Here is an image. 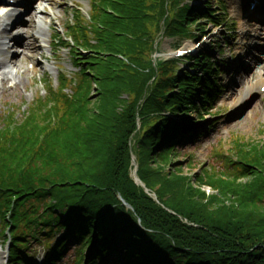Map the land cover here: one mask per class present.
I'll list each match as a JSON object with an SVG mask.
<instances>
[{"label": "trees", "instance_id": "obj_1", "mask_svg": "<svg viewBox=\"0 0 264 264\" xmlns=\"http://www.w3.org/2000/svg\"><path fill=\"white\" fill-rule=\"evenodd\" d=\"M225 14L220 0H92L89 19L77 10L73 42L57 37L77 75L62 74L57 87L47 79L45 96L19 115H0V239L11 264H33V243L58 264L70 240L75 264L112 256L125 264H264V140L236 137L229 150H212L196 178L213 194L174 175L176 144L205 132L191 131L189 116L194 109L203 118L220 69L205 52L190 57L203 75L153 57L162 31L178 43L206 23L232 31ZM134 155L156 198L131 177Z\"/></svg>", "mask_w": 264, "mask_h": 264}, {"label": "rangeland", "instance_id": "obj_2", "mask_svg": "<svg viewBox=\"0 0 264 264\" xmlns=\"http://www.w3.org/2000/svg\"><path fill=\"white\" fill-rule=\"evenodd\" d=\"M46 3L50 0H44ZM55 6L47 5V10L42 17H37V27L35 33L41 36L42 51L33 53L32 51H26L27 55H32L34 59L23 60L21 58L22 46L12 44L8 47L7 53H1L0 59H7L8 56H15L22 60L21 69H26L25 73L21 71L14 74L17 78L7 79L2 83L0 81V115L6 111L23 112L34 99L45 96L47 93V81L49 79L53 86L59 85V80L62 73H67L70 76H76L79 72L76 62L74 61V54L70 49H65L63 43L60 44L58 51L55 42V34L61 31L66 34L69 29V23H76L75 12L77 6L81 9L82 14L85 18L90 16L92 11V0H56ZM203 1L211 3L212 7H215L217 0H200L198 5L201 6ZM225 7V17L235 22L234 29L232 32H228L221 25L212 26L208 23H204L203 31H196V38H184L180 43L181 39L165 36L163 31L160 34L159 44L153 57L155 64L158 60H164L169 62L173 58L175 47L181 44L192 45L203 41L202 35L210 33L207 39L199 47L198 52H207L212 56V61L220 65L221 69H225L222 75H217V81L223 86L222 91L216 100L212 103L210 111L204 113V118L201 120L197 114L192 110L189 120L193 123L195 130L202 129L205 131L203 136H196L193 138L186 139L177 143L175 150L177 155L172 157L174 161L173 174H186L190 176L196 186H198L205 194H213L215 191L207 184L202 182L196 175L199 174L200 169L205 164L210 165L212 153L214 149L223 148L228 150L232 148L234 139L244 137L247 140L254 142H260L264 139V92L256 91L252 95H247L246 103L243 108L238 106H232L230 103L232 99L239 97L240 94H245L246 80H251L254 84L256 82V76L258 74L264 75V12L258 11L259 7L254 11L249 10L251 1L253 0H220ZM240 1L242 3V12L236 13L233 9V4ZM184 3H194L193 0H184ZM25 14V13H24ZM24 27H27L29 22V15L24 17ZM196 23H199L197 21ZM22 28V26L20 27ZM164 28V27H163ZM66 32H64V30ZM194 27H192V30ZM241 31L245 33L241 35ZM11 31L10 34L15 33ZM24 35L22 34L21 37ZM67 37V34L65 35ZM157 40V41H158ZM219 43L220 47L215 46L214 43ZM247 45V46H246ZM215 47L213 51H209L210 47ZM260 46V49L257 48ZM7 47V46H6ZM56 48V51H55ZM197 52V53H198ZM196 53V55H197ZM92 54V52H91ZM82 55V54H81ZM83 57H89L84 55ZM174 59V58H173ZM36 61L39 63L37 66ZM259 61L258 64H256ZM185 59H179L178 65L181 69L186 64ZM256 64V65H255ZM252 65L250 68L249 66ZM262 65L263 68L257 69V66ZM5 66L3 69H7ZM183 69V68H182ZM199 72L201 70H198ZM2 71H0L1 73ZM17 82V85L14 83ZM92 94V103L96 107L99 105V94L95 85ZM231 92V97H228ZM244 98V99H245ZM20 113V114H21ZM210 113V114H209ZM216 113V114H215ZM215 114V115H211ZM19 115V114H18ZM180 120H184L183 115ZM183 124V123H182ZM188 154L192 157L190 160L186 158ZM135 158V166L131 169V177L134 179V169L138 176V163ZM166 167H170L171 164L165 163ZM175 172V173H174ZM135 175V176H136ZM137 178V179H138ZM252 178L251 176L242 180L248 181ZM135 180V179H134ZM140 182V183H139ZM137 183V182H136ZM138 184L142 185L144 182L139 178ZM146 188V185L144 186ZM146 191L156 198V193L150 192L146 188ZM1 230V221H0ZM64 233V232H63ZM62 234L58 235L61 237ZM77 244L75 240L69 241V249L65 256L59 260L58 264H75ZM10 247L6 244L3 239H0V264H8ZM49 250L40 243H33L32 248L29 252V256L33 257V264H46L45 258L48 255ZM90 255L89 251L87 252ZM114 256L99 264H125V258L114 260Z\"/></svg>", "mask_w": 264, "mask_h": 264}, {"label": "bare ground", "instance_id": "obj_3", "mask_svg": "<svg viewBox=\"0 0 264 264\" xmlns=\"http://www.w3.org/2000/svg\"><path fill=\"white\" fill-rule=\"evenodd\" d=\"M20 4L25 7L27 14L29 15V22L27 27L22 26V28L13 34H10L11 30L8 31V27L14 23L17 18L15 11L12 10L13 12L7 15L3 11H0V54L1 53H7L8 47L11 46V44L17 43L22 46L21 50V58L23 60L27 59H34V57L31 55H27L26 51H32L33 53L35 52H40L42 51V46H41V41L40 38L41 36L37 35L35 33V29L37 27V17H42L46 13L47 10V5H53L55 6L56 0H50V2L46 3L44 0H20ZM236 5V13H241L242 12V3L240 1L234 3ZM11 7V5H7L4 8V11L8 8ZM241 35H243L245 32L241 31ZM22 34L24 35L23 37ZM7 46V47H6ZM191 46V45H188ZM247 46V45H246ZM257 48L260 49V46ZM22 60L19 58H16L15 56H8L7 59H0V81L5 82V80L8 78H14L16 81L17 78L14 74H17V72L21 71V73H25L26 69H21V64ZM257 62V61H256ZM259 61L256 63L258 64ZM37 66L39 63L36 61ZM255 64V65H256ZM7 66V69H3ZM264 66V65H263ZM262 65L257 66V69H262ZM250 68L252 65L249 66ZM7 77V78H6ZM256 82L255 84L252 83L251 80H246V92L245 94H240L239 97L232 99L231 105L232 106H238L239 108H243L245 103H246V98L247 95H252L256 91H258L262 85H264V75L261 77V75L256 76ZM231 92L229 93L228 97H231ZM245 98V99H244Z\"/></svg>", "mask_w": 264, "mask_h": 264}, {"label": "water", "instance_id": "obj_4", "mask_svg": "<svg viewBox=\"0 0 264 264\" xmlns=\"http://www.w3.org/2000/svg\"><path fill=\"white\" fill-rule=\"evenodd\" d=\"M135 162V158L133 157V163ZM136 170H137V168L135 167V169H134V179H135V181L138 183V177H137V175H136ZM136 175V176H135ZM138 178V179H137ZM140 183V182H139ZM142 186H144V184H142ZM148 190V189H147ZM128 204V203H127ZM129 205V204H128ZM129 206H131V205H129Z\"/></svg>", "mask_w": 264, "mask_h": 264}]
</instances>
